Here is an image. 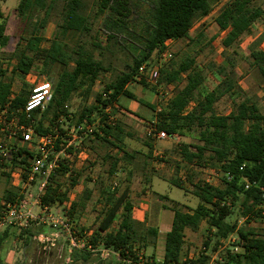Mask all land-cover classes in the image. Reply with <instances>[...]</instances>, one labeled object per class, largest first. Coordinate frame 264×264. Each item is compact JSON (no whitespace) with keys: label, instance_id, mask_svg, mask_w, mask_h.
Segmentation results:
<instances>
[{"label":"trees","instance_id":"1","mask_svg":"<svg viewBox=\"0 0 264 264\" xmlns=\"http://www.w3.org/2000/svg\"><path fill=\"white\" fill-rule=\"evenodd\" d=\"M252 1L229 0L219 9L214 20L220 32H226L222 40L224 48L232 47L262 16L260 8L251 7ZM212 6V0H95V11L91 16L84 13L85 0H18L16 16L23 23L28 39L25 46L15 54L16 62L11 67V74L21 77L31 74L37 69L35 60H39L42 65L39 74L48 73L54 66H59L61 72L55 83L51 84L49 102L42 111H33L31 119L27 120L23 113L17 111L23 108L29 93L21 92L11 96V79L5 80L8 71L0 65V107L7 105L8 118L17 115L21 124H30L37 135L43 136L55 131L63 134L67 129L82 124L92 125L95 115L99 118V124L82 144L90 142L89 149L92 152L99 145L105 148L101 158L103 163H111L107 172L109 179L115 174L120 161L131 166L138 154L135 151L128 154L121 147L126 133L121 122L107 124L105 110L108 107L120 108L121 97L151 109L153 117L144 120L148 131L183 138L193 132L197 134L196 143H181L178 149L180 161L185 164L187 171L186 180L192 186V194L198 199V204L194 209L185 210L165 206L172 211L173 217L171 228L164 236L161 260L157 262L154 253L149 256L143 253L147 239L157 237L158 231L149 227L141 235L137 233L135 226L138 223L132 219L133 205L129 200V187L114 193L112 190L116 184L110 189V185L109 188H102L101 183L99 190L104 200L103 208L97 213L89 231L81 227L85 235L79 239L85 242L84 247L71 249L68 264H134L139 254L146 261L144 264H209L211 255L216 252L220 255L215 264H264V201L260 195V188L264 186V112L256 102L249 99L240 98V101H235L236 96L239 97L242 92L231 72L235 68L233 60H226L228 68L214 64L208 67L216 84L210 89L203 87L206 76L195 63L193 55H186L178 63L171 61L159 65L155 83L175 87L173 96L160 105L159 110L136 98L128 89V85L136 80L141 69H145L154 56L159 59L162 57L169 42L185 39L188 45L193 44L194 37H190L189 32L198 20L211 13ZM52 18H56V33L49 46L42 48L40 45L44 39L41 34ZM95 23H98L99 28L92 37L90 33ZM100 31L109 43L120 38L126 42L128 38L125 37H130L133 44L129 47L133 49V57L130 64H126L113 79L103 84L100 92L95 93L93 88L96 82L103 73L108 72V67H104L95 55L96 51L103 49L98 39ZM68 35L76 37L72 44L66 42ZM9 40L6 21L0 14V50L7 47ZM262 40L264 35L251 47L248 59L252 60L251 64L264 82V51L257 47ZM143 79L139 81L145 85ZM73 95L83 103L76 114L68 110ZM225 95L233 98L232 109L227 115H219L215 105ZM91 97L94 101L89 105L87 101ZM261 102L264 104V86ZM60 119H63L62 123ZM146 136L151 140L147 133ZM61 142L62 139L57 140L56 149ZM145 144L148 147L145 156L151 158L152 146L148 142ZM111 149L121 152L122 156L114 157ZM76 152L72 148L68 150L71 155ZM36 155L33 149L26 146L16 148L10 168H21L26 181L29 162ZM70 165L71 161L64 159L50 172L40 201L43 206L56 205L67 211L68 224L76 235L72 225L78 224L80 217L87 211L93 190L84 187L79 195L70 199L68 193L77 185L80 177L79 172H74ZM0 167L4 169V166ZM193 167L215 168L220 175L218 185L197 178L194 180L196 173ZM225 174L230 178L227 179ZM66 175L70 188L63 191L56 178ZM246 182L253 185L246 189ZM181 183L180 179L172 181L173 186L178 188H181ZM160 198L169 200L164 195ZM22 199L23 196L17 192L4 191L0 215L7 203ZM201 221H205L208 233L203 241V253L206 254L201 252L196 259H187L186 256L182 258L184 230L196 231ZM256 223L261 226H255ZM57 230V226L37 224L23 228L21 235H24V245H28L34 236H47ZM8 231L9 227L0 232V248L8 237ZM229 237H234V241L224 245ZM100 248L117 253L118 258L101 260ZM41 253L44 258L60 255L54 264H62L65 255V251L55 254L56 250L51 247L47 251L41 250Z\"/></svg>","mask_w":264,"mask_h":264},{"label":"rangeland","instance_id":"2","mask_svg":"<svg viewBox=\"0 0 264 264\" xmlns=\"http://www.w3.org/2000/svg\"><path fill=\"white\" fill-rule=\"evenodd\" d=\"M229 0H212V11L211 13L201 20H198L193 28L190 30V37H194V43L188 45L187 40H178L169 42L167 45V53L169 56L159 57L152 59L148 66L143 69L137 76L134 82L128 85V89L135 95L136 98L143 100L144 102L159 107L161 105V94H163V89L157 83L154 82L156 78V69L159 65L168 64L171 61L180 62L186 55L195 56V63L203 71L206 79L204 80L203 87L206 89L212 88L215 84L214 79L209 74L208 67L211 64L215 66H226V60L231 58L235 65V68L231 70L233 77L236 81L238 89L242 92L239 93V97L236 98H246L249 100H255L259 102L261 110H264V104L261 103L263 95L264 82L262 77L257 72L256 68L251 64L252 60L248 59L251 47H254L261 37L264 35V0H253L251 2V7L260 8L262 11V16L259 17L256 22L249 29V32L244 33L236 43L230 48H224L222 45V40L224 39L226 32H220L218 26L215 23L214 18L216 17L219 9ZM13 4V8L17 7V0H10ZM95 0H85L84 13L93 15L95 11L94 7ZM12 8V9H13ZM15 12L11 11L9 22H7L6 34L9 36V44L5 49L0 50V65L13 66V62H16L15 54L22 49L28 39L27 34L24 32L23 23L19 20H14ZM144 17V16H143ZM53 19V18H52ZM55 20H51V23L47 25L43 32V41L41 43L42 48H47L49 46L50 40L55 36L57 27L55 26ZM136 21V20H135ZM141 28L142 25L139 24ZM137 28V30L139 29ZM99 28L98 23L94 24L93 30L90 33L92 37L95 36V31ZM130 28L131 25H130ZM133 29V28H132ZM199 33L202 34L199 37ZM105 36L100 31L99 40L102 43L103 49L96 51L95 55L97 59H100L104 67H108V72L103 73L100 79L96 82L93 90L94 92H100L104 83L113 79V77L124 69L126 64H130L133 57V49L129 47L132 40L130 37L128 41L123 42L124 38H120L116 42L105 41ZM74 36L68 35L66 42L72 44L75 41ZM258 49L264 51V40H262L258 45ZM237 52V53H236ZM41 62L35 60L36 70L32 71L31 74L25 77L19 75H12L11 72H7L5 80L12 82V90L14 94L21 92L29 93L34 86L40 84L44 81H49L55 83L57 75L61 72L59 66H54L48 73L39 74L38 70L41 68ZM227 67V66H226ZM228 68V67H227ZM144 78L145 85H142L139 81ZM94 98L88 99L87 104H92ZM133 100L121 97L119 99L120 108H116L114 115H116V122L119 121L123 125L126 133H124V144L121 145L123 150L128 154L135 151L138 154L135 155L136 159L132 160L131 166H127L125 162L120 161L117 166V170L112 178L109 179L107 172L110 167V161L102 162V156L104 154L105 148L101 145L94 148L95 151L89 149V143L83 144L85 151L77 157V152L75 153L73 159L71 160L72 167L75 171L80 174L79 180L76 187L77 192H73L70 189L71 195L70 199H73L75 195H79L84 187L93 190L92 196L89 200V205L87 211L80 217L78 224L72 225L76 231V237L81 238L85 235L84 230L89 231L92 227V223L97 213L103 208L104 200L100 196V184L103 187H108L110 189L113 184H116L114 193L118 191L120 193L125 187L131 189V195L129 194V199L133 202L135 206V213L137 217L136 231L141 235L147 228H156L159 232L157 237L147 239V247L144 250L146 256L151 255L153 252L157 258H160L164 249V236L165 233L170 229L173 213L166 206H174L178 209H192L195 204H198V199L192 194V186L186 180L185 164L180 161L179 156V144H170L166 139H152L147 140L146 129L144 120H149L153 117V112L148 107L136 102L139 105L138 112H132L126 105ZM82 100L73 95L68 103V110L70 113L76 114L79 112L82 106ZM231 107V103L227 98V95L223 97L220 102H217L215 109L217 114L224 115L228 112ZM110 112V111H109ZM111 115V116H114ZM94 127L99 124V118L93 115ZM63 119H60L62 123ZM47 124V123H45ZM66 127V126H64ZM146 139V140H145ZM86 138L82 142L85 143ZM181 143H196L197 134L195 132L191 133L187 137H182L180 139ZM145 142H148L151 146V158H147L148 147ZM111 155L114 157L122 156V153L111 149ZM179 164V166H178ZM176 166L178 170L176 171ZM211 168V167H210ZM215 168L211 169H201L198 167H193L196 176L194 180H206L211 179V182H219L220 175L213 176L215 174L212 172ZM7 173L9 175H7ZM22 169L16 167L15 169L5 170L0 167V205L2 203V198L4 191L12 190L17 192L19 195L23 196V199L28 202H32V199L27 194H36L37 185L31 184L27 185L26 181L22 175ZM57 181L61 183L62 190L65 191L70 188V182L68 175L58 176ZM181 180V188L175 187L172 184L174 180ZM90 180V181H88ZM80 192V193H79ZM160 195H166L169 200H162ZM131 196V197H130ZM28 205L26 206V208ZM33 215L35 219L30 220L25 227H33L37 224H50L53 225L52 220L64 219L68 221V213L60 206H52L49 211L45 214L39 213V207H36ZM140 218H138V216ZM144 214V215H143ZM139 219V220H138ZM46 222V223H43ZM13 235V241L10 243V249L13 251L15 258V264H23L24 256L21 253L24 247V235L22 236V229L25 227L10 225L7 226ZM0 230L2 232L5 228ZM58 230L54 234L63 241L64 245H69V237L67 232L61 227L57 226ZM20 229V230H19ZM206 232L203 230L197 231L196 233L187 232L185 234V245L183 248V255H195L203 247L202 241L205 240ZM51 243V239H55L52 235H47L45 237ZM153 240L154 242L152 243ZM7 242H10L8 240ZM35 243L40 245V243L35 240ZM226 245V243L224 244ZM41 246V245H40ZM71 248V247H70ZM42 250V248H41ZM48 250V249H47ZM45 250V251H47ZM219 252H216L212 256V262L210 264H215L219 261ZM25 264H30L27 261Z\"/></svg>","mask_w":264,"mask_h":264},{"label":"built area","instance_id":"3","mask_svg":"<svg viewBox=\"0 0 264 264\" xmlns=\"http://www.w3.org/2000/svg\"><path fill=\"white\" fill-rule=\"evenodd\" d=\"M169 56L168 53H164L162 57ZM143 70V69H141ZM155 79V78H154ZM155 82V80H154ZM163 94H161V105L165 104L174 94L175 87L173 85H162ZM52 94V85L49 81H44L40 84L34 86L30 92L28 99L21 110L25 115L27 120L31 119V113L37 109L42 111L46 104L49 102ZM14 91L12 90V95ZM111 107H108L105 112L107 114V124L113 125L116 122V117L111 116ZM160 106L157 107V110ZM95 129L94 125H78L77 127L67 129L63 134L59 131H55L52 134H47L39 136L34 132L33 127L25 124H21L17 115H13L10 118L7 117V105L0 107V165L4 166L7 170L11 167L13 153L16 148L28 147V149H33L36 152V156L33 157L29 162L28 172L26 174V184H36V194H27L32 202L25 201L24 199L16 201L14 203H7L4 207L3 214L0 215V230L4 227L10 225H17L20 227L27 226L30 220L35 219L34 215L29 210L30 206L39 207L40 211L47 213L50 207L43 206L40 201L41 195L45 192L46 184L49 178L50 172L57 168L60 161L64 159H70L72 156L68 153V150L72 148L77 151V157L80 156L83 151H85L83 146V139ZM147 135L154 139H167L172 136H168L164 132L154 133L147 131ZM62 139L59 144L58 149H56L57 140ZM79 158V157H78ZM73 168L71 165L69 166ZM215 174L213 176H218L219 173L213 170ZM227 179L230 178L228 174H225ZM206 183L211 184V179H206ZM253 185V183H245V188L247 189ZM260 195L264 201V186L260 188ZM28 207L26 208V206ZM54 226H61L69 237V245L72 248L81 249L84 247L85 242L76 237L75 233L71 230L68 221L64 219L52 220ZM41 245L43 251L49 249L52 246L51 241L47 240L43 236H38L35 238ZM52 240V239H51ZM90 249V247H88ZM204 250V249H203ZM71 251V250H70ZM96 252L95 250H92ZM99 257L102 260H108L111 257L118 258V254L109 250L101 248L99 250ZM69 262V259H68ZM146 261L139 254L138 260L134 264H144ZM159 262V260H157Z\"/></svg>","mask_w":264,"mask_h":264},{"label":"crops","instance_id":"4","mask_svg":"<svg viewBox=\"0 0 264 264\" xmlns=\"http://www.w3.org/2000/svg\"><path fill=\"white\" fill-rule=\"evenodd\" d=\"M10 0H0V14L3 16V19L6 21V24H7V22H9V19H10V15H11V11H14L15 12V7L13 8V4H11L10 2H9ZM18 1V0H17ZM18 5V2L16 3V6ZM13 8V9H12ZM14 20H16V21H18V18H17V16H16V12H15V15H14ZM49 25V24H48ZM7 25H6V30H7ZM48 27V26H47ZM222 33H224V32H222ZM169 44V43H168ZM164 53H167V50L164 52ZM13 64H14V62H13ZM11 67L12 66H7V65H4V66H2V69H6L8 72H10V70H11ZM28 76V75H27ZM227 98L229 99V101H230V103H231V107H230V109L228 110V112L226 113V114H224V115H227L230 111H231V109H232V101H233V98L232 97H230V96H227ZM223 99V97L218 101V102H220L221 100ZM235 101L236 102H238V101H240V99L239 98H236L235 99ZM249 101H251V102H256L257 103V105L259 106V102H257V101H255V100H249ZM261 103H263V102H261ZM126 107L129 109V110H132V112H138L140 109H139V105L136 103V102H134V101H130L127 105H126ZM260 107V106H259ZM261 108V107H260ZM115 111H116V108H110V112H111V115H114V113H115ZM262 112H264V110H261ZM117 112V111H116ZM114 116H116V115H114ZM71 129V128H70ZM147 129H146V131H145V133H147ZM182 137H180V136H178V135H173L172 137H169V138H167L165 141H167L168 143H170V144H180V139H181ZM146 140V139H145ZM150 140V139H149ZM146 141H148V138H147V140ZM145 156V155H144ZM73 157H74V155H72L71 157H70V161L73 159ZM71 166H72V164H71ZM205 181V180H204ZM212 185H214V186H217L218 185V182H212ZM77 186H79V185H77ZM77 186H74V188L72 189V191L73 192H77L76 191V187ZM80 192H81V190H80ZM79 192V193H80ZM131 189H130V191H129V194L131 195ZM68 195L70 196L71 195V192L69 191V193H68ZM160 196H163V195H160ZM164 196H166V195H164ZM194 196V195H193ZM131 197V196H130ZM130 200V199H129ZM130 202L132 203V205H133V210H132V219L134 220V221H137V217H136V213H135V206H134V204H133V202L130 200ZM196 205L197 204H195V206L192 208V209H194L195 207H196ZM163 206H166V205H163ZM30 209V211H31V213L32 214H34L33 212L34 211H36L37 209H36V207L34 206H30L29 207ZM41 212V214H45V213H43L42 211H40L39 210V213ZM144 215V214H143ZM137 216H138V214H137ZM173 217V216H172ZM138 218H140V216H138ZM139 220V219H138ZM172 222V221H171ZM43 223H46V222H43ZM47 224V223H46ZM16 226V225H15ZM255 226H261L259 223H256L255 224ZM25 228H27V227H25ZM24 228V229H25ZM170 228H171V226H170ZM154 229H156L155 227H154ZM20 230V229H19ZM170 230V229H169ZM168 230V231H169ZM200 230H204L205 232H206V237H205V240H206V238H207V236H208V233H207V231H206V223H205V221H201L200 222V224H199V227H198V229L196 230V231H192V230H190V229H185L184 230V245H185V234L187 233V232H190V233H196L197 231H200ZM167 231V232H168ZM13 231H11L10 229H9V231H8V237H6L5 238V240L3 241V243H2V245H1V248H0V258H1V260H2V264H15L14 262H15V258H16V256L14 255V253H13V251L10 249V243L13 241V233H12ZM55 232H51L49 235H52V236H54L55 237V239H52V241H53V243H52V246H51V248H54L55 250H56V253L55 254H61L63 251H65V255L63 256V262H62V264H68V263H70V259H69V253H70V250H71V248H70V245H64V243H63V241L57 236V234H54ZM159 233V232H158ZM38 236H43V237H46V236H44V235H42V234H40V235H38ZM38 236H34L33 238H32V242L31 243H29L28 245H24V247L22 248V250H21V253L23 254V256H24V263L23 264H25V262L27 261L28 263H30V264H54L55 263V260H57V258L58 259H60V255H57V257L55 258V257H49V258H44V256H43V253H41V246L40 245H38L37 243H35V238L36 237H38ZM8 240H10V242H7ZM229 241H231V242H233L234 241V237H229L228 239H227V241L225 242L226 244H228L229 243ZM224 243V244H225ZM184 245H183V247H182V252H183V248H184ZM202 245H203V241H202ZM101 249V248H100ZM204 249V247H202L201 248V250L199 251V252H197L195 255H189V256H187V255H183V253L181 252V257L182 258H184L185 256L187 257V259H196V258H198V256H200V254H201V252L203 253L204 251H205V249ZM236 250V249H235ZM43 251V250H42ZM96 251V250H95ZM239 251V250H238ZM153 253V252H152ZM42 254V255H41ZM203 254H206V253H203ZM162 255H163V252H162V254H161V256H160V258H157L156 257V259L157 260H161V258H162ZM212 255H215V253L214 254H212ZM68 259H69V262H68ZM102 260V259H101ZM212 262V256L210 257V261H209V264Z\"/></svg>","mask_w":264,"mask_h":264}]
</instances>
